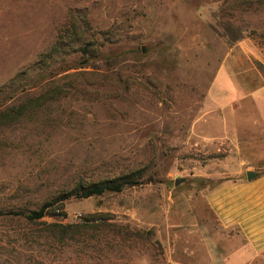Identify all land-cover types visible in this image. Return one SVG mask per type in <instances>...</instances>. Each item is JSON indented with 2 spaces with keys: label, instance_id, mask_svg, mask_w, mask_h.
<instances>
[{
  "label": "rangeland",
  "instance_id": "obj_1",
  "mask_svg": "<svg viewBox=\"0 0 264 264\" xmlns=\"http://www.w3.org/2000/svg\"><path fill=\"white\" fill-rule=\"evenodd\" d=\"M34 96L0 127L1 213L137 185L0 217V264H202L206 196L264 170V0H0V111Z\"/></svg>",
  "mask_w": 264,
  "mask_h": 264
},
{
  "label": "crops",
  "instance_id": "obj_2",
  "mask_svg": "<svg viewBox=\"0 0 264 264\" xmlns=\"http://www.w3.org/2000/svg\"><path fill=\"white\" fill-rule=\"evenodd\" d=\"M225 181L205 201L220 231L202 264H264V170Z\"/></svg>",
  "mask_w": 264,
  "mask_h": 264
},
{
  "label": "trees",
  "instance_id": "obj_3",
  "mask_svg": "<svg viewBox=\"0 0 264 264\" xmlns=\"http://www.w3.org/2000/svg\"><path fill=\"white\" fill-rule=\"evenodd\" d=\"M42 100V97L40 96H34L31 99H29L27 102L24 101L16 106L8 107L0 111V127L5 125H10L14 123L16 120H18L23 114L27 112V110H35L40 106V101ZM137 185V182L134 180H131L128 177H124L117 180H111V181H103L99 183H93L90 184L88 187L84 188L81 187L79 189L73 190L72 192H69L65 196H61L57 202L59 203V206L57 209L62 208L63 201L66 200L69 197H82L87 198L91 197L93 195H101L107 190H113V191H119L123 188H129L134 187ZM57 202L52 203H46L44 204L40 209L36 211L31 212H6L1 213L0 217L3 216H18L23 217L28 221H38L45 217L48 213H50L51 209L55 208V204ZM81 223H86L80 220ZM97 222V220H95ZM62 228H65V226H62ZM71 228V226H69Z\"/></svg>",
  "mask_w": 264,
  "mask_h": 264
},
{
  "label": "water",
  "instance_id": "obj_4",
  "mask_svg": "<svg viewBox=\"0 0 264 264\" xmlns=\"http://www.w3.org/2000/svg\"><path fill=\"white\" fill-rule=\"evenodd\" d=\"M256 173L255 172H252V171H248V172H246V179L248 180V181H250V180H252L254 177H256ZM183 182V179H177V180H175V182H174V185L175 186H178L180 183H182Z\"/></svg>",
  "mask_w": 264,
  "mask_h": 264
}]
</instances>
